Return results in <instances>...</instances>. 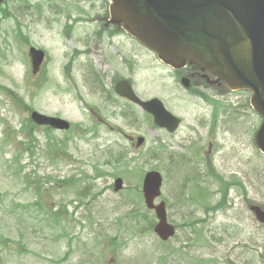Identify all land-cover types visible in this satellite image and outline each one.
I'll use <instances>...</instances> for the list:
<instances>
[{
  "label": "rangeland",
  "instance_id": "rangeland-1",
  "mask_svg": "<svg viewBox=\"0 0 264 264\" xmlns=\"http://www.w3.org/2000/svg\"><path fill=\"white\" fill-rule=\"evenodd\" d=\"M106 10L105 0L0 3V264H264V224L248 208H264L250 91L185 89L153 51L92 20ZM30 46L45 51L37 75ZM119 78L161 99L178 128L118 96ZM32 109L72 127L36 125ZM150 169L176 227L167 241L144 202Z\"/></svg>",
  "mask_w": 264,
  "mask_h": 264
},
{
  "label": "water",
  "instance_id": "water-1",
  "mask_svg": "<svg viewBox=\"0 0 264 264\" xmlns=\"http://www.w3.org/2000/svg\"><path fill=\"white\" fill-rule=\"evenodd\" d=\"M3 0H0V3ZM109 16L105 26L120 25L139 42L155 51L157 57L174 68L186 63L195 72L181 77L190 88L202 79L207 84L229 89L251 91L250 104L262 121L255 132V143L264 153V0H108ZM32 72L36 73L44 58V51L31 46L28 50ZM214 77V78H212ZM212 78V79H211ZM221 82V83H219ZM118 95L127 98L153 115V121L168 131L179 124V118L164 107L156 97L142 100L122 79L115 84ZM31 119L39 125L67 129L69 122L57 116L31 111ZM139 136L136 145L142 144ZM122 178L114 179V190L122 187ZM161 175L156 170L144 174L142 191L145 204L155 211L154 231L163 240L175 232L166 218L164 201L160 195ZM256 218L264 223V210L250 204Z\"/></svg>",
  "mask_w": 264,
  "mask_h": 264
},
{
  "label": "trees",
  "instance_id": "trees-1",
  "mask_svg": "<svg viewBox=\"0 0 264 264\" xmlns=\"http://www.w3.org/2000/svg\"><path fill=\"white\" fill-rule=\"evenodd\" d=\"M40 188H41L40 186H39V187L37 186V190L40 189ZM57 211H58V210H57ZM57 211L54 212L55 215H56Z\"/></svg>",
  "mask_w": 264,
  "mask_h": 264
},
{
  "label": "flooded vegetation",
  "instance_id": "flooded-vegetation-1",
  "mask_svg": "<svg viewBox=\"0 0 264 264\" xmlns=\"http://www.w3.org/2000/svg\"><path fill=\"white\" fill-rule=\"evenodd\" d=\"M197 88V87H196Z\"/></svg>",
  "mask_w": 264,
  "mask_h": 264
}]
</instances>
